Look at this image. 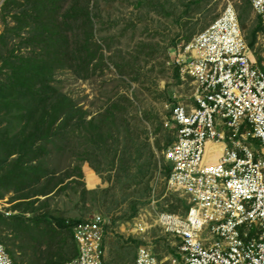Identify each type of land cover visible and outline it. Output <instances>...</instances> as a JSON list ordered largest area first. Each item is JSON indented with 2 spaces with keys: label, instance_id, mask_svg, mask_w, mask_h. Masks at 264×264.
<instances>
[{
  "label": "trees",
  "instance_id": "obj_1",
  "mask_svg": "<svg viewBox=\"0 0 264 264\" xmlns=\"http://www.w3.org/2000/svg\"><path fill=\"white\" fill-rule=\"evenodd\" d=\"M145 2L137 0L136 6ZM205 2L212 3L192 0L190 6L198 13ZM97 5V0H3L0 8V200L12 194L11 206L0 211V243L14 264H65L77 255L73 226L82 220L56 219L44 210L51 196L82 186L84 164L101 181H115L121 191L143 184V192L129 203L126 220L137 216L140 198L151 192L147 178L157 169L158 160L149 144L130 132L131 99L115 93L91 115L55 80L64 70L86 81L109 69L104 49L109 51L110 44L100 28L104 20L95 13ZM244 13L248 15L247 11L237 14L243 30ZM260 33L264 26L258 17L245 38L250 50ZM194 36H186V42ZM113 63L119 75L130 77L122 63ZM174 70L180 83L179 70ZM143 152L147 156L142 162ZM165 169L168 177L171 168ZM114 188L104 195L92 192L93 201L106 195V200L113 199L108 190ZM117 199L112 206L104 205L108 214L127 201L125 194ZM175 199L176 206L160 210L175 213L180 205L186 212L184 199ZM31 228L51 232L57 248L46 252L49 239L26 240L22 232ZM19 235L23 240L18 243Z\"/></svg>",
  "mask_w": 264,
  "mask_h": 264
},
{
  "label": "built area",
  "instance_id": "obj_2",
  "mask_svg": "<svg viewBox=\"0 0 264 264\" xmlns=\"http://www.w3.org/2000/svg\"><path fill=\"white\" fill-rule=\"evenodd\" d=\"M249 1L264 26V0ZM211 2H226L219 17L171 56L190 94L172 98L165 127L174 140L164 157L168 185L188 209L156 213L174 253L162 260L142 246L134 264H264V72L251 59L233 4ZM208 143L221 147L215 162ZM105 221L97 214L73 226L77 255L65 264H104ZM0 264H14L1 243Z\"/></svg>",
  "mask_w": 264,
  "mask_h": 264
},
{
  "label": "rangeland",
  "instance_id": "obj_3",
  "mask_svg": "<svg viewBox=\"0 0 264 264\" xmlns=\"http://www.w3.org/2000/svg\"><path fill=\"white\" fill-rule=\"evenodd\" d=\"M191 1L146 0L144 5L139 7L136 6L137 0H97L95 13L104 20L100 28L110 44L109 51L104 49L105 57L109 58V61H106L109 69L105 70L103 75L98 72L95 77L86 81L76 78L67 70L59 72L55 77L62 91L76 100L79 106L91 115L98 112L106 100L115 93L131 99L134 106L128 109L130 132L137 136L139 141L147 142L155 159L158 160L157 169L147 178L151 188L150 195L140 198L142 203L137 205L138 214L131 220H126L131 213L129 203L132 198L143 192V184L129 189L123 188L121 191L119 190L121 187L115 181L110 183L101 181L99 176L88 170L85 164L82 166L85 169V179L79 178L82 186L77 189L78 191L70 190L60 196L50 197L44 211L50 212L53 218L84 221L93 215L103 216L106 220L104 264H134L138 248L142 246L162 260L174 253L175 240L156 225L157 211L171 205L176 206L178 200L175 198H181L180 193L173 190L167 182L165 167L171 168V165L164 157V152L174 140V129L171 125L165 127V124L169 122L170 110L174 104L171 99L176 97L177 102L187 100L190 87L182 82L177 83L171 57L172 49L174 44L186 41V36L192 37L205 30L219 17L226 3H201L202 9L196 13L195 6H190ZM229 1L238 15L245 11L248 13L247 16L244 13L246 28L244 30L241 28L245 39L255 25L258 15L250 5L247 6L248 0ZM2 2L3 0H0V8ZM240 9L243 10L241 13H239ZM2 29L0 19V33ZM248 51L251 59L262 70L264 33L257 35L254 49L248 48ZM113 62L122 63L123 70L130 73V77L119 75ZM130 78H136V82H131ZM121 79L124 83L119 82ZM122 104L126 106L125 103ZM146 154L142 153L144 155L142 162L145 161ZM112 186L116 188L108 190V194L113 195V199L111 196L106 200L105 198H108L106 195L101 201H97V198L93 201L92 192L96 194L102 192L104 195L106 189ZM84 191L88 193L82 197ZM122 194L127 198L126 203L120 204L108 214L105 206H112L118 200L117 196ZM121 200L119 198L118 201ZM178 207L175 213L183 214L184 210L180 205ZM22 236L26 240L49 239L50 247L46 252L57 248L54 245V236L49 231L40 232L39 229L31 228L28 232L23 231ZM20 239L23 240L21 235L17 236L16 240L20 241Z\"/></svg>",
  "mask_w": 264,
  "mask_h": 264
},
{
  "label": "crops",
  "instance_id": "obj_4",
  "mask_svg": "<svg viewBox=\"0 0 264 264\" xmlns=\"http://www.w3.org/2000/svg\"><path fill=\"white\" fill-rule=\"evenodd\" d=\"M216 150H217L216 148H213V149H212L213 152L216 151ZM216 158H217V156L214 157V161H213V162L216 161ZM11 196H12V194H9V195H7L4 199L0 200V211H4V210L8 209V208L11 206V204L8 203V199H9ZM6 214H7V215L10 214V212H8V213H6ZM68 223H69V222H68ZM68 223H67V224H68ZM104 261H105V259H104Z\"/></svg>",
  "mask_w": 264,
  "mask_h": 264
},
{
  "label": "bare ground",
  "instance_id": "obj_5",
  "mask_svg": "<svg viewBox=\"0 0 264 264\" xmlns=\"http://www.w3.org/2000/svg\"><path fill=\"white\" fill-rule=\"evenodd\" d=\"M213 148L217 149L214 152H216V156L218 157L220 155V152H221V147L219 145H214V144H211V143L207 144V152L212 151ZM263 150H264V147H263Z\"/></svg>",
  "mask_w": 264,
  "mask_h": 264
}]
</instances>
